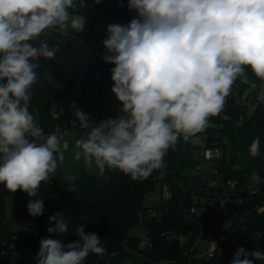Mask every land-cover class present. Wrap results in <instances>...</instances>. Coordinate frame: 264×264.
<instances>
[{
  "label": "clouds",
  "instance_id": "clouds-1",
  "mask_svg": "<svg viewBox=\"0 0 264 264\" xmlns=\"http://www.w3.org/2000/svg\"><path fill=\"white\" fill-rule=\"evenodd\" d=\"M84 7L85 0H0V81L6 80L0 83V184L12 193L19 189L36 197L57 171L61 130L45 135L29 108L40 59H54L60 48L38 37L48 29L63 36L69 28L83 32ZM128 9L136 16L108 25L102 41L101 59L115 65L111 91L120 115L93 125L88 113L71 105L80 127L89 129L75 141L74 159H83L88 170L95 166L106 180V169L136 181L165 167L164 157L178 140L187 142L221 113L238 79L257 89L246 69L264 85V0H128ZM37 39L38 46L28 43ZM44 76L55 86L49 70ZM256 99L264 102V90ZM249 154H260V137ZM43 208L40 198L27 204L32 217ZM53 222L35 264H83L90 253L104 255L101 239L85 234L82 224L75 233L79 240L65 245L59 238L68 231L64 213L50 216ZM249 257L264 260V252L241 246L231 264H253Z\"/></svg>",
  "mask_w": 264,
  "mask_h": 264
},
{
  "label": "trees",
  "instance_id": "trees-1",
  "mask_svg": "<svg viewBox=\"0 0 264 264\" xmlns=\"http://www.w3.org/2000/svg\"><path fill=\"white\" fill-rule=\"evenodd\" d=\"M110 12L120 17H127L130 20L136 16L135 11H129L128 3L124 0H110ZM50 33L45 30L38 39L44 40ZM62 40V39H60ZM77 50L90 55H100L92 49L74 43ZM101 56V55H100ZM259 90L263 85L255 78L250 70L246 69ZM76 83V84H74ZM238 94L241 96L248 89L247 85L239 82ZM113 85L103 81L83 80L70 77L60 88L45 92L42 97L32 96L29 111L34 115L37 124L44 131H51L57 125H62L61 120H69L74 117L73 110L69 108L67 97L70 91H77L92 98L93 125L100 122L102 112V95L111 90ZM73 94V93H72ZM52 104H56L59 118H52ZM231 120L225 124V135L234 153L233 160L240 162L245 171L252 172L255 167L264 178V102H260L257 110L251 115H247L245 106H235L231 104L226 108ZM243 116V120L238 122L237 117ZM75 118V117H74ZM210 121L216 123L219 116L210 117ZM260 137V154L253 157L249 154V147L252 141ZM195 135L187 142L178 140L174 148H170L164 160L166 166L154 170L153 173L144 180L132 181L130 178L117 169L105 171L104 179L97 174L83 173L74 182H69L62 175L59 162L58 168L49 181L41 183L36 197H29L22 190L12 193L4 185L0 184V244L5 242L7 246L14 244V248L8 249L6 260L8 264H35V258L39 252V242L47 238L48 227H54L55 223L49 224V217L56 212L64 213V218L68 223V231L60 236L63 243L79 240L75 234L77 227L82 224L85 234L95 233L101 239V244L106 251L103 256L90 253L83 264H184L186 261V250L188 246H180L177 243H169L158 234L160 232H175L183 236L192 235V240L198 235L197 231L186 230L187 226L183 220V201H191V193L200 190V178L195 177L194 167L197 161L194 159L192 151L195 149L192 142ZM163 170L164 178L160 179V172ZM160 182L161 186L167 184L173 193V201L167 206L168 213L161 221L147 219L143 222V227L150 231L154 239L153 247L150 250H138V237L132 235V231L141 226L140 213L145 215V200L147 195L153 191L154 185ZM68 188H74L75 192ZM260 197L254 198L244 207H239L240 212L250 210L255 205L264 204V187H262ZM11 200V207L14 220L16 222L36 221L34 228L11 232L6 218L5 201ZM40 198L43 200V214L32 217L28 214L27 204L29 200ZM245 221L248 235L246 242H238L236 246H243L248 251L259 250L264 252V223L262 216L252 212L247 215ZM85 218L87 221H85ZM223 249L221 255L204 262V264H231L235 255V246L230 243H220ZM253 264H264V260L256 261Z\"/></svg>",
  "mask_w": 264,
  "mask_h": 264
},
{
  "label": "built area",
  "instance_id": "built-area-1",
  "mask_svg": "<svg viewBox=\"0 0 264 264\" xmlns=\"http://www.w3.org/2000/svg\"><path fill=\"white\" fill-rule=\"evenodd\" d=\"M86 7L80 10L81 14L86 15L85 30L77 32L69 28L68 35L63 36L56 29H49L55 40L61 42L69 41L86 46L101 56L104 52L102 41L107 38V26L110 24H124L122 17L110 12L109 2L100 0H85ZM62 39V40H60ZM75 47V46H74ZM264 90V85L259 89L247 90L255 92L254 97L248 103H244V92L241 96L238 94V86L233 85L229 97L219 116V121L213 124V127L206 128L204 131L195 134L200 136L203 143L201 161L195 164L194 176L200 178L201 188L191 193V201H183V220L190 231H197L198 235L192 240V235L183 236L175 232H160L158 236L169 243H177L180 246H188L186 250V261L184 264H204L221 255L223 249L220 243H230L238 249V242L247 241V227L245 221L247 215L254 212L262 216L264 223V213L258 212V208L264 207V204L255 205L250 210L240 212L239 207H244L252 199L260 197L261 188L264 187V178L259 174L257 167L254 171H245L244 166L233 160L234 153L228 137L225 135V124L229 123L231 116L226 112V108L231 104L235 106H245L247 115L251 116L258 108L260 101L256 99L258 91ZM88 99L81 93H73L67 97L68 105L71 110L72 104L77 108L89 114L93 120L92 98ZM52 118L57 120L59 115L54 113ZM111 118H100V122ZM238 122L243 120V116L237 117ZM93 124V122L91 121ZM60 129L63 135L61 141L62 150L67 148L64 137L68 132L83 130L79 121L71 117L65 121L64 125H57L51 131H44L45 135L52 134L56 129ZM62 152V151H61ZM58 162H63L62 158ZM264 170V167H263ZM173 201V193L167 184L161 186L159 195L160 205L157 208H147L145 215L140 213L141 225L147 219L148 221H161L168 213V205ZM143 227V225H142ZM146 233L138 237V250L146 251L153 247L154 239L148 229ZM14 248V244L7 246L5 242L0 244V264H8L6 254L8 249Z\"/></svg>",
  "mask_w": 264,
  "mask_h": 264
},
{
  "label": "water",
  "instance_id": "water-1",
  "mask_svg": "<svg viewBox=\"0 0 264 264\" xmlns=\"http://www.w3.org/2000/svg\"><path fill=\"white\" fill-rule=\"evenodd\" d=\"M122 20L124 24L130 23L131 21L127 17H122ZM45 39L50 47L57 44L60 50L52 60L40 59L39 63L41 67L37 70L38 82L31 89L34 97L40 98L45 92L60 88L70 77L90 81H103L111 85L114 84L110 71V69L115 67L114 64L105 63L100 55H90L80 52L71 42L55 40L51 34H48ZM28 43L33 44V46L39 45L38 39L30 40ZM46 70L50 71L55 86L48 83L45 79L44 73ZM0 83H6V80L0 81ZM254 95L255 92L251 93V91H247L244 95V103L250 102ZM185 229L189 230L190 227L186 226Z\"/></svg>",
  "mask_w": 264,
  "mask_h": 264
},
{
  "label": "rangeland",
  "instance_id": "rangeland-1",
  "mask_svg": "<svg viewBox=\"0 0 264 264\" xmlns=\"http://www.w3.org/2000/svg\"><path fill=\"white\" fill-rule=\"evenodd\" d=\"M109 2L110 0H106ZM126 3H128V0H124ZM133 19V18H132ZM131 19V20H132ZM76 84V83H74ZM69 94L72 93H78L77 91H70ZM120 107L121 104L115 97V95L112 93L111 90H108L107 92H104L102 95V112L101 116L102 118H116L118 115H120ZM51 110L53 112L57 111L56 104H52ZM57 113V112H56ZM64 125L66 120H61ZM35 122L37 123V120L35 118ZM60 125V124H59ZM213 127V124L209 120V126L207 128ZM89 129H83L80 131H73L68 132L64 137V142L67 144V148L62 150L63 155V162L59 163L62 175L65 176H75L76 178H80L83 173L93 175L96 172L95 166H93L92 170H88L86 166L83 163V159L80 161H77L74 159L75 154V141L77 139L86 138L87 133ZM193 146L195 149L192 151L193 157L196 161H201V153L203 150V143L201 141L200 136L196 137L193 142ZM192 173H195L194 171ZM160 179L164 178V172L163 170L160 172ZM161 191V183L157 182L154 185L153 191H151L145 200V207L147 208H157L160 205L159 202V195ZM6 206V218H7V224L9 227V230L11 232H19L22 230L34 228L36 226V221L31 220L27 222H16L13 217L12 213V207H11V200L10 198H7L5 201ZM146 228L138 226L132 231V235L135 237H140L142 234L146 233Z\"/></svg>",
  "mask_w": 264,
  "mask_h": 264
}]
</instances>
